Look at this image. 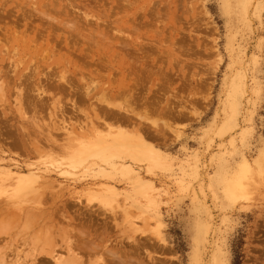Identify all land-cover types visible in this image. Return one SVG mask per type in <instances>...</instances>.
Here are the masks:
<instances>
[{"label": "rangeland", "instance_id": "374dc122", "mask_svg": "<svg viewBox=\"0 0 264 264\" xmlns=\"http://www.w3.org/2000/svg\"><path fill=\"white\" fill-rule=\"evenodd\" d=\"M77 241L264 264V0H0V264Z\"/></svg>", "mask_w": 264, "mask_h": 264}, {"label": "bare ground", "instance_id": "6f19581e", "mask_svg": "<svg viewBox=\"0 0 264 264\" xmlns=\"http://www.w3.org/2000/svg\"><path fill=\"white\" fill-rule=\"evenodd\" d=\"M63 82H65L66 84H68V81L66 79H64ZM54 84H55V82H54ZM55 85L56 86H59L57 84H55ZM115 114H116L115 112L111 111V115L113 117H115ZM121 138L124 139V140H126L123 137V135L121 136ZM128 155L129 156H135L134 153H132V152L130 154H128ZM240 181H241V179L239 180V182L237 183V185L242 188L245 183L243 181H242L243 183L240 182ZM18 187H21V185H19ZM18 187H16V188H18ZM86 235L89 236V234L80 235V236H86ZM87 248H89V245H87L85 243V241L84 242L77 241V242H75V243H73L71 245L70 244H67V249H66L67 255H65L63 257L60 256V255L59 256H56L55 254H53L54 251L50 249L45 254H43V253L42 254H38V255H40L39 257H35L34 256L35 258H33V260L31 261L30 264H84L85 262L89 263V260L88 261H86V259L85 260H82L81 256H79V254L77 252H74L75 251L74 249L83 250V249H87ZM112 256L115 259L116 258L118 259V263L119 264H136L137 263L136 262L137 261L136 259H133V260H132V258H130V259L129 258L122 259L120 255H115V252L112 254ZM16 264H23V263L17 261ZM138 264H141V263H138Z\"/></svg>", "mask_w": 264, "mask_h": 264}]
</instances>
